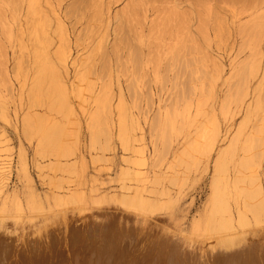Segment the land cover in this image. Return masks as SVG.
<instances>
[{"label":"rangeland","instance_id":"obj_1","mask_svg":"<svg viewBox=\"0 0 264 264\" xmlns=\"http://www.w3.org/2000/svg\"><path fill=\"white\" fill-rule=\"evenodd\" d=\"M45 129L63 156L39 150ZM0 146L14 259L72 226L128 234L123 253L144 264L174 245L184 264L264 257V0H0ZM218 165L236 185L231 246L215 230Z\"/></svg>","mask_w":264,"mask_h":264},{"label":"bare ground","instance_id":"obj_2","mask_svg":"<svg viewBox=\"0 0 264 264\" xmlns=\"http://www.w3.org/2000/svg\"><path fill=\"white\" fill-rule=\"evenodd\" d=\"M26 14L33 17V19H36V21L40 20L42 18L41 17V10L35 2L29 3V5L27 6V9H26ZM257 30H258V28H257ZM257 30L252 33L253 39L257 38V32H258ZM34 31H36V33H37V30L35 28H34ZM260 31H261V28H260ZM40 39H42V38H40ZM65 57L66 56H64V54H62L61 63L64 65V68H66V66H67V64H66L67 58H65ZM63 65H62V67H63ZM244 66L246 67V65H244ZM245 67H242V71L240 73L241 75L245 74V72H246ZM87 89H89V87ZM82 90H85V88L83 86H82ZM110 101H111V99H110ZM102 106H103V109L107 110V113H108V110L110 112L112 111V104H110L109 102H107V103L104 102L102 104ZM107 113L105 115H107ZM123 126H122V128H123ZM24 127H25V125H24ZM25 128L28 129L27 124H26ZM39 131H38V133H39ZM122 131L123 130H121L120 132L122 133ZM28 133L29 132L26 131V134H28ZM56 135H57V133L48 131L46 129L42 130L41 134H40V139H39V150L42 151L43 153H47L49 151H55L58 156H63L64 153L68 150H65L63 148L64 147L63 146V143H64L63 140H61V138H59ZM28 136H29V134H28ZM125 141H127V140H125ZM122 142H123V139H122ZM124 144H126V143H124ZM0 148H1V146H0ZM135 151H136L135 153L140 154V156H142V158L144 157L143 152H142L143 150L137 149ZM66 155H69V154H66ZM20 166H21V170L24 173H26L27 172V166H26L24 159H22V158L20 159ZM4 168L5 167H3L1 165V162H0V182L4 180V175H5L4 174V172H5ZM216 173L218 174V176L215 178L214 185H213V196L211 199L212 211H214V213H216V212L224 213V214H226V216L228 215V217L222 223L214 222L216 225L215 226L216 228L215 227L214 228L216 231H223V232H228V233L230 232L231 235L230 236L227 235L228 236L227 238H225L224 236H226V235H224L223 236L224 238L222 237V239H220L221 242H219V243H222L226 246L227 245L231 246V244L235 243L236 240H235V237H233V234H234V223H233V221H234V219H233V214H232L233 210L230 208L229 201L233 200V191L235 190L236 185H235V181L234 182L231 181L228 172H226V177H225L226 180L224 181L225 178H223L224 175L221 176V174L223 172L221 171L220 165L216 166ZM123 204H125V203H123ZM138 204L140 207H142V208L144 207L146 209L150 205L145 199H143V197H139ZM235 204H236L235 210L239 216L241 214V207H240V204L238 202H236ZM139 206H138V209H141V208H139ZM1 207H3V210L7 209L6 208L7 207L6 199L3 201ZM152 207H154V206H152ZM213 220H214V218H213ZM215 221H217V220H215ZM74 224H76V223H74ZM61 228L57 229L56 233H55V231L51 232L49 241H47L45 239L41 240V241L39 239L40 243L39 242L35 243V242L31 241L32 242L31 244H29L28 246L26 245V247L24 246V248L19 249L17 251L18 256L16 257V259L12 258L13 254L11 252L13 250L12 248L14 245H11L9 243H5L3 240L0 239V264H144L143 263L144 262L143 257L140 258L138 254H134V255L129 254L128 256H126L123 253L124 251H128V253L132 252L130 250L133 247L130 248V246L133 244V242L131 240V237L128 234H125V233L119 232V231H115V230H109V229H108L109 231H107V230L99 228L98 226H97V228H90V227L89 228H87V227L80 228V227L72 226L68 230H65V231L60 230ZM64 228H66V227H64ZM64 228H62V229H64ZM133 235H135V234H133ZM33 241H35V239ZM63 244L67 245L72 250V253L69 254L67 257L65 256V253L63 250L62 251L56 250L57 246L61 247V245L63 246ZM222 244H221V246H223ZM137 247H138V245H137ZM136 249H138V248H136ZM165 249L167 250V248H165ZM169 250H170V252L168 254H166L167 256H166V260H165L164 264H184L183 263L184 259L181 258L182 255H181V257L178 256L179 250L176 247V245L171 246V249H169ZM14 251L15 250H13V252ZM246 254L247 255H245L244 257L241 255H237V256L235 255L233 258L232 257L229 258L228 257L229 255L226 256V254H222V255H219V257H216V256L211 257V260H212V264H264V257L263 256L260 257L257 254L252 253L250 250H248ZM188 258L190 259V257H188ZM209 259H210V257H209ZM160 264H162V263H160Z\"/></svg>","mask_w":264,"mask_h":264}]
</instances>
